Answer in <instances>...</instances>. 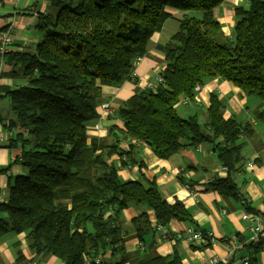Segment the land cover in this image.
<instances>
[{
    "label": "trees",
    "instance_id": "16d2710c",
    "mask_svg": "<svg viewBox=\"0 0 264 264\" xmlns=\"http://www.w3.org/2000/svg\"><path fill=\"white\" fill-rule=\"evenodd\" d=\"M222 1L49 0L51 10L38 18L35 51L14 56L27 83L5 94L13 123L27 133L19 159L27 172L9 184L7 201L0 204V236L24 233L31 253L55 256L62 264H96L98 257L97 264H179L173 255L127 252L124 246L122 211L131 206L151 211L164 227L170 221L194 224L187 208L168 203L154 183L120 177L121 167L136 164L140 146L163 160L186 147L211 146L226 176L213 179L205 191L240 201L251 212L233 179L243 163L241 136L250 137L251 128L224 119L215 94L204 122L184 119L176 110L181 98L194 101L196 86L218 78L256 97L264 114V0L235 9L229 37L213 17ZM166 8L199 16L180 20L159 46L162 82L136 89L121 103L116 116L123 129H109L110 143L88 142L87 122L97 117L100 88L133 80L135 61L169 17ZM122 141L129 151L120 148ZM132 222L143 240L152 228L147 213ZM260 243L250 245L254 252ZM15 252L16 261H23L21 251Z\"/></svg>",
    "mask_w": 264,
    "mask_h": 264
},
{
    "label": "crops",
    "instance_id": "0c3cea01",
    "mask_svg": "<svg viewBox=\"0 0 264 264\" xmlns=\"http://www.w3.org/2000/svg\"><path fill=\"white\" fill-rule=\"evenodd\" d=\"M246 4V0H224L213 9L214 18L224 37L232 34L235 7ZM50 10L49 0H0V31L12 28L13 33L12 43L2 66L0 86V204L7 201L9 184L27 172L19 161L22 142L27 133L13 123L15 115L5 95L7 91L27 83L24 67L15 62L14 56L35 51L41 40V31L37 27L39 15ZM165 11L169 17L161 30L148 40L146 55L134 63L133 80L124 81L118 87L107 85L100 88L97 117L87 122L88 142L99 139L110 143L112 138L109 136V129H123L122 122L116 116L121 103L131 97L136 89H145L150 84H155V77L164 68V54L159 46L165 45L178 30L180 20L199 16V13L193 11L183 12L171 8ZM211 94H215L222 102L224 119H234L251 128L250 137L241 136L243 163L233 175L234 182L240 188L251 212H247L240 201L227 200L216 192L205 191V187L213 179L226 176L221 171V164L211 146L202 144L186 147L166 160L158 158L149 147L140 146L137 154L133 156L136 164L121 167L120 177L124 180L142 181L144 184L154 183L168 203L179 201L187 208L194 221L193 227L183 222L170 221L165 227L166 231L173 234L193 228L211 234L213 240L208 245L190 244L182 240H161L159 233L153 229L146 230L143 240H139L132 221L144 212L147 213L151 225L155 224V219L151 211L131 206L122 211L124 246L127 252L140 250L155 252L160 256L173 255L179 258V264H200L213 256L226 258L227 264H241L242 258L250 254L253 260L251 264H264V252L258 247L254 252V248L250 247L251 223L242 218L246 213L264 217L263 110L259 100L246 96L232 83L211 78L200 87L194 101L187 105L178 102L177 113L184 119L196 116L204 122ZM103 103L109 104L111 115L101 110ZM119 146L123 151H129L126 142H120ZM262 238L264 239V233ZM15 244L17 246L14 247ZM16 250L21 251L23 261H16ZM0 264L62 262L52 255L31 253L24 233L7 232L0 236Z\"/></svg>",
    "mask_w": 264,
    "mask_h": 264
},
{
    "label": "built area",
    "instance_id": "2783aa9c",
    "mask_svg": "<svg viewBox=\"0 0 264 264\" xmlns=\"http://www.w3.org/2000/svg\"><path fill=\"white\" fill-rule=\"evenodd\" d=\"M13 39V33H12V28H9L6 31H0V86H1V76H2V66L3 63L5 62V56L7 55V52L9 50V47L12 43ZM162 82L161 76L158 74L155 77V84H150L148 86L149 89H153L157 83ZM200 87L196 86L194 88L195 91V96L199 92ZM1 92V91H0ZM191 100H189L186 97H183L179 100V103L181 105H187ZM101 110L106 113L111 115L112 111L109 107L108 103H103L101 105ZM0 131H1V122H0ZM242 218L249 223H251V226L249 227L250 232L252 233V237L250 239V245L253 246V244L257 242H261L259 245V248L264 252V239L262 238V234L264 233V217L254 215V214H249L246 213L245 215L242 216ZM158 230H161V227L158 226ZM177 239H184L185 242L187 243H200V244H206L207 243V238H210V234H203L202 232H199V230H195L193 228H186L182 232H178L176 235ZM251 259V255H247L242 258L241 264H249ZM100 258H96L94 262L96 264L99 262ZM218 263H224L223 259H218V258H208L201 262L200 264H218ZM85 264H91L90 261L86 262Z\"/></svg>",
    "mask_w": 264,
    "mask_h": 264
},
{
    "label": "rangeland",
    "instance_id": "374dc122",
    "mask_svg": "<svg viewBox=\"0 0 264 264\" xmlns=\"http://www.w3.org/2000/svg\"><path fill=\"white\" fill-rule=\"evenodd\" d=\"M224 1V0H223ZM222 1V2H223ZM247 1V0H246ZM221 2V3H222ZM220 3V4H221ZM219 4V5H220ZM247 4H248V2H247ZM246 4V5H247ZM219 5H217V7L219 6ZM245 5V6H246ZM216 7V8H217ZM167 9V8H166ZM165 9V10H166ZM235 9H236V7H235ZM168 14V13H167ZM213 17H214V15H213ZM234 18H235V15L233 16V20H234ZM253 98H255V99H257L256 97H253ZM258 100V99H257ZM125 160V159H124ZM124 180V179H123ZM153 218V217H152ZM151 223V222H150ZM158 226H160L161 227V230H158L157 228H158ZM151 230L153 229L154 231H156L157 233H159L158 234V236H159V238L162 240H164V239H168V240H170V241H177V238H176V235H177V232H173V234H171V232H168V231H166L165 230V227L164 226H162V225H160V224H157L156 223V221H155V224L154 225H151ZM210 239H211V241L213 240V237H212V235L210 234ZM210 241V242H211ZM139 246L140 247H142V244L141 243H139ZM139 249H141V248H139ZM218 264H227V261H224V263H218Z\"/></svg>",
    "mask_w": 264,
    "mask_h": 264
},
{
    "label": "bare ground",
    "instance_id": "6f19581e",
    "mask_svg": "<svg viewBox=\"0 0 264 264\" xmlns=\"http://www.w3.org/2000/svg\"><path fill=\"white\" fill-rule=\"evenodd\" d=\"M245 215V214H244ZM212 258H218V259H223L224 261H227L226 258L218 257V256H213Z\"/></svg>",
    "mask_w": 264,
    "mask_h": 264
}]
</instances>
